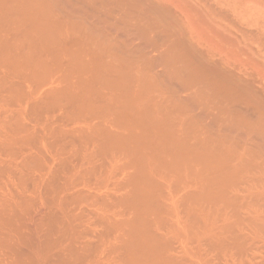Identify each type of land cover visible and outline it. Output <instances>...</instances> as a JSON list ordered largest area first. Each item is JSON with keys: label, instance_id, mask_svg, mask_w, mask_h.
Segmentation results:
<instances>
[{"label": "bare ground", "instance_id": "bare-ground-1", "mask_svg": "<svg viewBox=\"0 0 264 264\" xmlns=\"http://www.w3.org/2000/svg\"><path fill=\"white\" fill-rule=\"evenodd\" d=\"M254 5L0 0V264H264Z\"/></svg>", "mask_w": 264, "mask_h": 264}, {"label": "rangeland", "instance_id": "rangeland-1", "mask_svg": "<svg viewBox=\"0 0 264 264\" xmlns=\"http://www.w3.org/2000/svg\"><path fill=\"white\" fill-rule=\"evenodd\" d=\"M249 4H250V3H248L247 5L249 6ZM253 7L256 8V10H259L258 12H261L262 10H264L263 7L261 8L260 6L258 7L257 5H254ZM259 8H260V9H259ZM262 13H263V11H262ZM245 18H246L247 20H249L247 17H245ZM239 19H240V18H239ZM241 21H242V20L240 19V20H239V24H242ZM243 21H245V19H243ZM243 23H244V22H243ZM245 23L253 24V23L250 22V21H248V22L245 21ZM241 26H243V24H242ZM249 26L251 27V25L246 24V27H247L248 29H249ZM243 27H244V26H243ZM247 28H246V29H247Z\"/></svg>", "mask_w": 264, "mask_h": 264}]
</instances>
